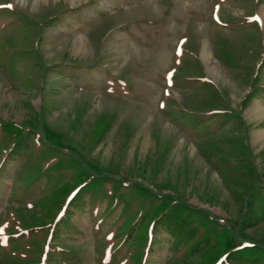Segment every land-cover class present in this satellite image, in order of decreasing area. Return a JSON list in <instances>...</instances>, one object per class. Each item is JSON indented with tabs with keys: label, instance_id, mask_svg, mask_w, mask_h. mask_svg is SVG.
<instances>
[{
	"label": "rangeland",
	"instance_id": "374dc122",
	"mask_svg": "<svg viewBox=\"0 0 264 264\" xmlns=\"http://www.w3.org/2000/svg\"><path fill=\"white\" fill-rule=\"evenodd\" d=\"M263 10L0 0V264H264Z\"/></svg>",
	"mask_w": 264,
	"mask_h": 264
},
{
	"label": "bare ground",
	"instance_id": "6f19581e",
	"mask_svg": "<svg viewBox=\"0 0 264 264\" xmlns=\"http://www.w3.org/2000/svg\"><path fill=\"white\" fill-rule=\"evenodd\" d=\"M68 1L72 3L75 0H68ZM79 1L82 2V1H85V0H79ZM263 14H264V10H263ZM79 39L80 38H78V40H77V42L75 44V46L77 48V51H79V52L80 51H86V46L84 45V42H83L82 38H81V40H79ZM203 53H204V57L205 58L210 59L211 55L207 52V50H204ZM210 69H211L212 72H216L217 71V67H214V66H210ZM250 115H251L252 118L262 117V116H264V108L258 105V106L253 108V110L250 112ZM262 136H264V133H260L259 134V137H262Z\"/></svg>",
	"mask_w": 264,
	"mask_h": 264
},
{
	"label": "snow or ice",
	"instance_id": "6c2138e0",
	"mask_svg": "<svg viewBox=\"0 0 264 264\" xmlns=\"http://www.w3.org/2000/svg\"><path fill=\"white\" fill-rule=\"evenodd\" d=\"M9 7H11V6L9 5Z\"/></svg>",
	"mask_w": 264,
	"mask_h": 264
}]
</instances>
